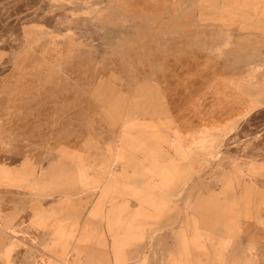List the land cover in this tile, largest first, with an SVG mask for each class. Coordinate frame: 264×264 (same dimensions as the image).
<instances>
[{
  "label": "rangeland",
  "instance_id": "1",
  "mask_svg": "<svg viewBox=\"0 0 264 264\" xmlns=\"http://www.w3.org/2000/svg\"><path fill=\"white\" fill-rule=\"evenodd\" d=\"M0 264H264V0H0Z\"/></svg>",
  "mask_w": 264,
  "mask_h": 264
}]
</instances>
